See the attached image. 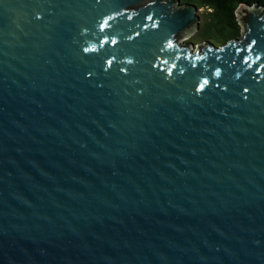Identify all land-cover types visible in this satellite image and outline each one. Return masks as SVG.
Here are the masks:
<instances>
[{
	"label": "water",
	"instance_id": "obj_1",
	"mask_svg": "<svg viewBox=\"0 0 264 264\" xmlns=\"http://www.w3.org/2000/svg\"><path fill=\"white\" fill-rule=\"evenodd\" d=\"M197 11L0 0V264H264V5Z\"/></svg>",
	"mask_w": 264,
	"mask_h": 264
},
{
	"label": "trees",
	"instance_id": "obj_2",
	"mask_svg": "<svg viewBox=\"0 0 264 264\" xmlns=\"http://www.w3.org/2000/svg\"><path fill=\"white\" fill-rule=\"evenodd\" d=\"M180 2L192 3L206 12L207 21L199 25L198 31L208 33L210 38H206L205 41H212L214 45L224 44L239 35L235 16V10L239 5H264V0H180Z\"/></svg>",
	"mask_w": 264,
	"mask_h": 264
},
{
	"label": "rangeland",
	"instance_id": "obj_3",
	"mask_svg": "<svg viewBox=\"0 0 264 264\" xmlns=\"http://www.w3.org/2000/svg\"><path fill=\"white\" fill-rule=\"evenodd\" d=\"M181 3H184V2H181ZM197 13H198V15L200 17V24L206 23V21H207L206 12L203 9H198ZM237 28H238V31H239V35L237 37H235V38H239L242 35V32H243V27L240 24H238V23H237ZM206 38H210V35H208V33L205 34V32H203V31H200V32L198 31V34H197V32L196 33H192L186 39H184V41L193 43L194 45H197V44L202 43V42H209V41H205ZM220 44L221 43H216L215 46H219Z\"/></svg>",
	"mask_w": 264,
	"mask_h": 264
}]
</instances>
